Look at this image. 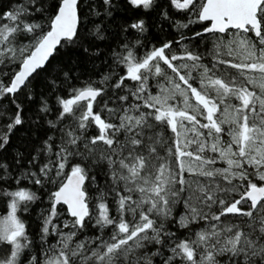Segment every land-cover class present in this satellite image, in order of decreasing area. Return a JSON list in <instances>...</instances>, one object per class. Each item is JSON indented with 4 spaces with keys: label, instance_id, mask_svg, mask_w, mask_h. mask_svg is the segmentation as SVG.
<instances>
[{
    "label": "snow or ice",
    "instance_id": "6c2138e0",
    "mask_svg": "<svg viewBox=\"0 0 264 264\" xmlns=\"http://www.w3.org/2000/svg\"><path fill=\"white\" fill-rule=\"evenodd\" d=\"M0 264H264V0H0Z\"/></svg>",
    "mask_w": 264,
    "mask_h": 264
}]
</instances>
